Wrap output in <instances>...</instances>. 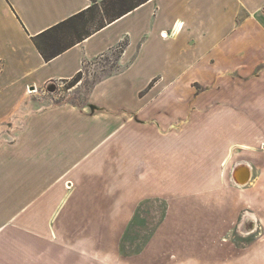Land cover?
Returning a JSON list of instances; mask_svg holds the SVG:
<instances>
[{"label": "crops", "instance_id": "obj_1", "mask_svg": "<svg viewBox=\"0 0 264 264\" xmlns=\"http://www.w3.org/2000/svg\"><path fill=\"white\" fill-rule=\"evenodd\" d=\"M100 1L0 0V264H264V154L262 179L244 192L251 202L241 204L254 207L256 202L255 213L263 218L251 244L220 239L229 232L224 224L233 223L238 213L237 195L227 201L214 194L176 206V214L163 219L141 250L130 255L120 252V241L106 239L123 235L118 225L77 229L78 207H92L78 200L92 199L67 190L65 184L75 178L47 172L48 162L177 169V158H189L197 140L189 126L183 135L169 133L173 123L167 134L162 132L161 120L171 119L163 110L178 108L175 94L193 90V83L204 86L207 95L220 90L213 81L232 72L250 79L246 94L259 101L236 106L235 133L242 132L239 113L251 115L253 122L246 139L234 143L252 149L250 136L264 130V0H147L45 60L36 35ZM122 43L121 70L99 81L93 93L100 112L36 108L35 97L49 84L74 78L84 62ZM211 105L224 104L209 103L207 109ZM15 132L14 140L4 137ZM229 151L222 166L229 162ZM252 171V164L242 161L231 172L245 186ZM238 172H246L247 179L240 181ZM256 214L246 212L244 222L258 225ZM167 220H174L177 229H166Z\"/></svg>", "mask_w": 264, "mask_h": 264}, {"label": "rangeland", "instance_id": "obj_2", "mask_svg": "<svg viewBox=\"0 0 264 264\" xmlns=\"http://www.w3.org/2000/svg\"><path fill=\"white\" fill-rule=\"evenodd\" d=\"M124 1L106 0L96 4L91 2L90 6H92L86 9L80 18L72 19L57 30L58 37L62 43H67L83 33H92L100 24L104 23L103 19L108 10L114 12L121 9L123 5L128 6L131 3L129 0ZM123 45L124 43L84 62L81 71L74 78L49 84L41 96L35 97L38 100L35 101L36 108L72 109L83 113L100 112L102 108L96 104L98 95L93 96V93L96 92L95 87L99 81L121 70L119 56ZM214 82L216 81L212 83L220 86V90H214L205 95L206 93H203L204 86L200 83H193V90L184 89L180 94H175L179 104L178 108L163 110L168 113L167 117L171 119L169 121L161 120L162 132L167 134L169 127L174 125L169 133L183 135L189 126L190 133L197 140V142H193L189 158H177V169L47 161V172L62 173L75 178L74 183L65 184L67 190L70 188V190L78 192L81 195L79 197L87 195L92 199L78 200V203L91 205L92 211H90V207L88 210L85 209L84 205L78 207L79 211L75 219L77 229L83 224L103 223L109 227L118 225L123 230V235L121 236L120 233L117 235L108 234L106 239L108 242L112 239L113 243L120 241V252L123 255H130L141 250L153 230L162 224L163 219L166 220V217L176 214V206L184 207L197 204L202 198H211L214 197V194L221 195V199L227 201L230 200L229 195H237L238 213L233 219V223L224 224L223 231L229 232L221 234L220 239L226 238V241L232 239V242L237 246H246L255 240L256 235L261 232L262 216L259 212L258 215L255 213V210L260 207H256L258 206L256 202L254 207L251 205L249 207L251 201L246 200L247 196L244 192L256 187L262 179L263 173L260 171L263 166L261 159L264 154V130H258L257 133L254 132V136H250L253 142L252 149H246L236 143L244 141L248 136L249 126L253 122L252 120L248 121L251 115H247L245 112L239 113V118L243 117L239 124L242 127V136L239 131L235 133L234 124L236 106L247 108L257 103L259 99L249 96L250 93L246 94V90H250L252 87V81L236 74V72L229 74L227 79L219 80L218 83ZM152 84H154V80L150 81L148 86ZM145 91L147 90L140 91L139 95H143ZM241 92H243L242 96ZM164 99L165 97L159 100L164 101ZM215 102L227 105V107L211 105V108L207 109V104ZM151 110L152 108L148 107V114H152ZM158 110L155 109L156 112ZM171 123L173 124L171 125ZM16 135H18L17 132L11 133L12 138L6 134L4 137L7 141H11L15 139ZM239 136L241 137L239 138ZM231 148L229 162L222 166L223 159ZM151 157H145V160L150 162ZM242 161L252 164L253 167L249 183L245 186L237 184L231 172L235 164ZM215 185H217L216 187L221 185L225 190L218 191V193L217 191L202 190V188L216 189ZM232 189H236L238 192H234ZM246 201L249 203L241 207V204ZM246 212H253L254 217L256 214L260 220L259 224L255 225L248 220L244 222L243 216ZM107 213H111L110 217H106ZM117 214L119 217H111V215L116 216ZM165 227L170 230L177 229L174 220L165 221ZM79 234L81 233H76V235ZM99 234L102 235V233H92L91 236ZM103 236L106 235L103 234ZM107 245L108 248L111 247V243H107ZM113 247L114 245H112Z\"/></svg>", "mask_w": 264, "mask_h": 264}, {"label": "trees", "instance_id": "obj_3", "mask_svg": "<svg viewBox=\"0 0 264 264\" xmlns=\"http://www.w3.org/2000/svg\"><path fill=\"white\" fill-rule=\"evenodd\" d=\"M104 1L106 0H102L101 2H104ZM125 1H128V0H125ZM129 1H131L130 5L128 6L123 5L122 8L119 10H116L114 12L113 10H110V11L108 10L109 12L107 11V15L104 16V19H103L104 23L100 24L99 27H97L94 31L105 26L108 22L111 23L113 20L120 17L125 12H128L134 9L139 4H141L144 1L146 2L147 0H129ZM93 3L96 4L97 2H93ZM91 6H89L86 9H89ZM86 9L82 10L81 12L75 15L74 14L71 15L69 18L61 21L57 25L55 24L49 27L48 29L44 30L40 34L38 33L36 35V37L34 38L35 44L45 60H50L54 56L59 55L61 52H63L65 49H67L71 45L76 44L77 42L81 41L83 38L91 34V32H86V33H83L81 36L76 37L75 39L69 40L67 43H62V41L60 40V37H58L59 34L57 33V30H59L61 26H65V24H67L69 21H72V19L76 20L77 18H80L84 14Z\"/></svg>", "mask_w": 264, "mask_h": 264}, {"label": "bare ground", "instance_id": "obj_4", "mask_svg": "<svg viewBox=\"0 0 264 264\" xmlns=\"http://www.w3.org/2000/svg\"><path fill=\"white\" fill-rule=\"evenodd\" d=\"M238 173H239L238 174V178H239L240 181H243V180L247 179L248 175H247L246 172H238Z\"/></svg>", "mask_w": 264, "mask_h": 264}]
</instances>
